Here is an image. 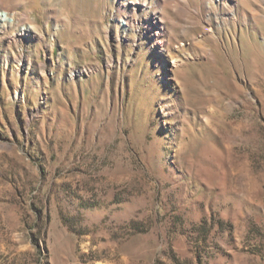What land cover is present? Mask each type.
Segmentation results:
<instances>
[{"label": "rangeland", "instance_id": "rangeland-1", "mask_svg": "<svg viewBox=\"0 0 264 264\" xmlns=\"http://www.w3.org/2000/svg\"><path fill=\"white\" fill-rule=\"evenodd\" d=\"M0 264H264V0H0Z\"/></svg>", "mask_w": 264, "mask_h": 264}, {"label": "bare ground", "instance_id": "bare-ground-1", "mask_svg": "<svg viewBox=\"0 0 264 264\" xmlns=\"http://www.w3.org/2000/svg\"><path fill=\"white\" fill-rule=\"evenodd\" d=\"M7 16H6V13L5 12H2V14H0V19H5Z\"/></svg>", "mask_w": 264, "mask_h": 264}]
</instances>
